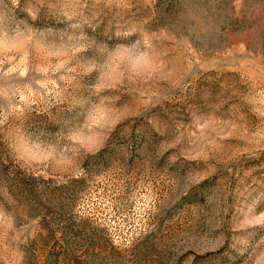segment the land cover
Instances as JSON below:
<instances>
[{"label": "rangeland", "instance_id": "1", "mask_svg": "<svg viewBox=\"0 0 264 264\" xmlns=\"http://www.w3.org/2000/svg\"><path fill=\"white\" fill-rule=\"evenodd\" d=\"M0 264H264V0H0Z\"/></svg>", "mask_w": 264, "mask_h": 264}]
</instances>
